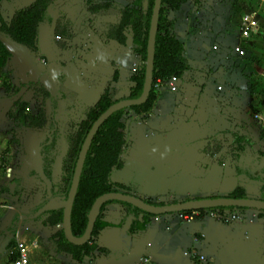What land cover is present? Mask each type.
Wrapping results in <instances>:
<instances>
[{
    "label": "crops",
    "instance_id": "1",
    "mask_svg": "<svg viewBox=\"0 0 264 264\" xmlns=\"http://www.w3.org/2000/svg\"><path fill=\"white\" fill-rule=\"evenodd\" d=\"M33 1L1 0L0 17L9 23L15 12ZM54 3V20L63 13L74 24L71 37L56 45L54 60L66 67H54V62L50 64L52 61L47 59L45 62L39 53L34 58L27 49L0 34V42L10 53L5 66L0 68V143L8 138L7 133L16 123L7 113L14 112L12 104L20 95L9 97L1 85L3 78L19 88L18 82L24 85L41 74L39 82L48 90L47 84L56 87L58 77L70 74L93 84L90 88L78 81V92L74 94L82 102L90 99L96 102L105 88L115 87L117 91L122 83L127 85L126 98L133 86L130 64L132 60L138 61L129 36L123 46L108 40L102 31L93 30L100 23L94 17L101 6H92L90 0ZM231 8L230 14L219 12L215 22L204 23L199 33L202 36L198 37L193 29L189 31L183 45L188 69L179 78L176 93L159 92L146 114L137 115L130 110L124 114L120 165L109 175L115 192L162 206L230 197L236 188L244 191V198L260 199L261 183L251 176L264 177V132L253 118L254 113L264 112V0H243V3L239 0ZM169 14L173 31L177 33V17L181 13ZM250 15L257 26L244 38L243 17ZM107 16L112 20L102 23L117 22V15ZM235 48L242 50L243 55H238ZM68 77L63 86L67 85ZM81 91H86L88 98L80 96ZM111 91L110 98L116 100ZM236 137L243 141L235 142ZM7 172L10 175V170ZM38 198L36 202L40 203L41 195ZM127 211L128 207L119 203L105 205L101 220L107 226L93 238L94 245L103 252L94 251L80 264H136L140 257L146 256L150 260L148 264H196L193 254H203L213 264H264V211L242 209V223L201 218L183 222L177 213L144 216L137 212L133 220L139 223L145 219L146 223L144 228L130 233V248L125 251L120 230ZM7 219L3 225L6 228L11 225L10 218ZM23 224L35 231L19 234L35 246L31 264H77L70 255L52 249L49 239L59 227L47 228L42 234L46 227L36 228L33 223L20 221L16 229ZM14 232L0 233V260L4 253L9 260L12 241L7 236Z\"/></svg>",
    "mask_w": 264,
    "mask_h": 264
},
{
    "label": "trees",
    "instance_id": "2",
    "mask_svg": "<svg viewBox=\"0 0 264 264\" xmlns=\"http://www.w3.org/2000/svg\"><path fill=\"white\" fill-rule=\"evenodd\" d=\"M1 1V0H0ZM198 3L199 0H161V7L157 22V32L154 43V61L152 71V86L146 102L140 106H134L128 109L120 110L108 117L98 128L94 134L88 151L86 153L76 195L73 201L70 225L71 233L74 237H81L86 229L89 212L94 202L101 196L115 192L112 185L109 183V175L113 168L118 167L119 156L124 145V123L122 116L126 110H130L137 115L148 113L156 99L157 94L153 90V84L157 80L168 79L172 76L181 78L184 72L188 69L186 59L183 56V44L177 39L173 33V26L164 15V12H175L180 7L189 2ZM154 0H148V6L143 11L141 0H136V4L125 7L121 10L118 20L115 24H107L105 37L119 45H126L128 40L125 31L129 30L133 52L140 57V62L135 69L134 74L130 77L133 86L129 88V96L125 99H136L141 95L144 77H145V61L146 48L148 43V33L150 27V19ZM163 5L166 8H163ZM93 10H96L93 8ZM54 0H34L29 6L14 13L9 23H6L0 17V34H3L11 42L27 49L31 56L36 57L37 48V33L41 25H51L54 20ZM64 21V22H63ZM55 29L54 35L64 39L71 37L70 21L65 19L64 15L54 20ZM10 53L0 42V68L4 67ZM46 60L45 57L41 56ZM54 71V68H53ZM61 73V72H60ZM60 76V75H58ZM59 93L62 98H66L63 87L65 76H60ZM39 85L41 97L46 102H49L51 109L56 105L52 101V96L43 85L38 82L32 83ZM1 85L6 93L11 95L18 93L19 89L13 86L8 78H3ZM118 101L112 100L109 95V89L105 88L97 97L96 102L88 106L84 114V119L77 124L74 133L67 136L65 141L67 144L66 151L62 157L60 165V174L58 183L54 180V166L56 158L60 155L59 150V128L50 114L46 113L44 108H38L35 113L29 110V104L20 99L13 102L12 107L14 112L9 111L7 117L18 123L22 127L32 130H41L47 127L48 135L45 137L42 145H40L41 169L45 178L50 182L51 197L57 198L59 201H65L71 186L74 169L81 146L92 126V124L103 114L111 105ZM46 105V104H45ZM235 142L240 143L243 138L236 137ZM5 150L4 152H6ZM3 152V153H4ZM29 179L38 181L44 186L43 195L40 201V207L49 202V197L46 192V185L39 176L30 169L27 173ZM251 179L261 183L260 199L264 200V177L251 176ZM245 197L242 189L236 188L229 198L241 199ZM146 203L152 204L149 201ZM109 203H119L128 207L125 218L132 215L136 218L137 212L140 210L120 202H107L100 208L99 215L95 221L91 238L89 242L82 246H75L66 241L63 231L58 229L49 239L53 251L57 253H65L71 256L72 260L77 264L91 256L94 251L103 252L93 243V238L97 236L100 230L107 226V223L101 220V213L105 205ZM159 205H162L159 204ZM34 209L29 216L24 219V222H40L42 226L56 228L62 224L63 210L49 211L45 214L35 216L39 208ZM143 213V212H141ZM144 216H150L143 213ZM146 220L137 223L133 220L130 228V233L144 228ZM11 245V244H10ZM14 246V242L12 245ZM14 255L9 257L8 261L13 260Z\"/></svg>",
    "mask_w": 264,
    "mask_h": 264
},
{
    "label": "rangeland",
    "instance_id": "3",
    "mask_svg": "<svg viewBox=\"0 0 264 264\" xmlns=\"http://www.w3.org/2000/svg\"><path fill=\"white\" fill-rule=\"evenodd\" d=\"M54 1L57 2L59 0H54ZM96 1L100 3H97ZM240 1L243 3V0ZM90 2L94 7L101 6L100 10L97 12L98 16L94 17V20L100 21V23L94 25L96 26V28H94L93 30L97 29L98 31H102L103 35H105L107 24H104L102 22L112 20L110 18L108 19L107 15L115 14L118 17L122 9L128 6L132 7L133 5L136 4V0H90ZM238 2L239 0H199L198 3H195L194 1H189L185 3V5L183 4L184 6H181L180 9L178 10L179 13H181V17H177L179 28L177 29V33H175L174 31L173 33L175 34L177 39L184 45L186 37L189 35V31L191 29H193V32H196V34L198 33L197 34L198 37L202 36L199 33L202 30L201 28H204V23L206 22L210 23L212 20L215 22L214 17L216 14L219 15V12L223 15H227L226 14L227 12L228 14H230V12L232 11L231 7L232 6L234 7V5L238 4ZM141 6L143 11H145L148 6V0H141ZM163 8H166V6L163 5ZM54 11H55V3H54ZM169 13H171V11L166 10L164 12V15L168 18V20H170L173 26V19H169L168 17L170 16ZM59 14L61 16L64 15L63 13H59ZM64 17L65 19H67L65 15ZM69 26L71 31L70 33L72 35L74 30L73 29L74 24L71 22ZM125 33L127 34V37L129 36L130 38L129 35L130 33L128 29L125 31ZM60 43L61 42L57 43L56 45L59 46ZM51 61L52 62H50V64L54 62L53 63L54 67L60 65L59 62L55 61L54 59ZM137 61L140 62L139 56H137ZM132 62L133 64L131 63L132 65L130 64V66L131 68H133V73H134V69H136L138 62H136V60L135 61L132 60ZM60 66L62 67V65ZM63 67H66V65L63 64ZM68 76H67L68 77L67 85L66 84L64 85V92L66 98L61 100L62 102L60 105V109L54 111L55 113L54 118L58 122L60 128L59 131L60 155L56 158V163L54 166V174H53L56 183H58L59 180L62 157L67 148L65 139L67 136L75 132L77 128V124L84 119V114L86 112L87 107L93 105L95 102V100H93V102H90L92 101L91 99L88 102H82L77 98V95L74 94L75 92H78L77 89L79 88L78 81H83L84 86H88L91 88L93 84L89 82V80L87 81L79 80V77L72 78L70 74ZM40 77L41 74H38L35 77L34 81L27 82L24 85L18 82L19 85L18 95L20 94L18 99L27 102L29 106L31 105V109H30L31 112H35L38 108L42 107L46 110V113H48L51 105L48 102L47 105H45L46 101L43 100V98L41 97V93L39 92V85L34 84L32 86H29L32 83L38 82ZM85 78L86 77H84L83 79ZM20 79L21 78H19L18 76L17 80ZM125 86H127L126 83H122L120 87H117V89L120 92L118 90L116 91L115 87L108 88L110 91L112 90L111 91L112 98L114 99L116 98V100L118 101L125 99L124 97L125 96L124 92L126 91ZM43 88L45 87L43 86ZM85 92L81 91L80 96H86V98H88V93ZM155 93L158 94L157 92ZM16 94L11 95L10 93H8V96L13 97ZM128 111L129 110H126L124 114ZM124 114L122 118H124ZM46 128L47 127H44L41 130H32L26 127H22L19 124L15 123L14 127H12L10 131L7 133L8 138H6L3 142L0 143V228H1L0 233L1 235H4L5 231L13 232L14 230L15 231L14 233H16L18 231L16 229L17 227L16 224L20 223V221L21 223H26L24 222V219L27 216H29L34 209L40 207V203L36 201L39 199L38 196L43 194L44 186L38 181L29 179L27 177V173L32 168L34 163V158H33L34 145L40 144L42 142L43 136L46 132ZM5 150L7 151L4 152ZM7 170H10L9 172L10 175L8 176H7L8 174ZM4 193L7 194L2 195ZM7 218H10L11 225L10 227L6 228L3 227V225L8 222ZM30 223H33V226L36 228L44 227V226L40 227L41 225L40 222H35V223L30 222ZM58 227L60 228V226ZM30 228L27 229V227H25V225L23 224L20 227L18 233L21 236L22 234L25 233L35 232L32 227ZM47 228L51 229L49 227H46L42 229L43 231L40 230L42 234L44 230ZM10 244L12 245V243ZM10 244L9 246L11 248ZM45 246L47 245L45 244ZM7 263H8L7 253H4V257L3 259L0 260V264H7Z\"/></svg>",
    "mask_w": 264,
    "mask_h": 264
},
{
    "label": "water",
    "instance_id": "4",
    "mask_svg": "<svg viewBox=\"0 0 264 264\" xmlns=\"http://www.w3.org/2000/svg\"><path fill=\"white\" fill-rule=\"evenodd\" d=\"M160 7H161V0H154L151 19H150L149 33H148V43L146 48L145 77H144V83H143L141 95L136 99H123L114 103L103 114H101L99 118L92 124L78 154L71 186L68 192L67 199L65 201H61V200L57 201L55 198L51 197L50 182L43 175L40 166L41 164L40 145L37 144L35 147V153L33 157L34 163L32 169L46 185V192L49 197V202H47L45 205L39 208L35 216L45 214L49 211L62 209L63 217H62V224L60 225V230L63 231L66 241L72 245L82 246L87 242H89L95 221L100 212V208L102 205L106 204L107 202L114 201V202L125 203L151 216H161L167 214L199 211V210L212 209V208H231V207L264 211V200H260V199H250V198L234 199L229 197L203 198V199H195L184 202H176L162 206V205H152L146 203L143 200L132 195L113 192L101 196L94 202L88 215V222L84 234L78 238L72 235L71 225H70L72 205L76 195L84 159L94 134L96 133L100 125L113 113L134 106H140L144 104L148 98L152 86L154 43H155V35L157 32V22H158ZM53 30H54V20L50 26L41 25L37 33L38 53L39 55L45 57L48 61L53 60L54 57L56 56V47L52 41ZM132 222H133V216L128 215L123 227L120 230V239L122 242L123 249L125 251H128L130 248V242H131L130 228L132 226Z\"/></svg>",
    "mask_w": 264,
    "mask_h": 264
},
{
    "label": "built area",
    "instance_id": "5",
    "mask_svg": "<svg viewBox=\"0 0 264 264\" xmlns=\"http://www.w3.org/2000/svg\"><path fill=\"white\" fill-rule=\"evenodd\" d=\"M242 33L241 35L246 38L249 33L253 32L256 28L257 23L253 19V16H244L242 21ZM60 40L59 36L52 35V41L56 43ZM238 55H243V51L239 48H235ZM179 78L172 76L168 79L157 80L153 84L154 92L167 91L169 93H176L178 91ZM253 118L256 121L258 128L264 132V112H257L253 114ZM178 219L183 222H191L197 218L219 222V223H242L243 215L241 208H212L199 211L191 212H180L177 213ZM19 230L15 234L8 235L9 240L14 242V246L9 252V255H14L13 260L9 261L7 264H31V251L35 246L31 243L19 237ZM193 260L196 264H213L212 260L207 258L203 254L192 255ZM150 262L149 258L140 257L136 264H148Z\"/></svg>",
    "mask_w": 264,
    "mask_h": 264
},
{
    "label": "flooded vegetation",
    "instance_id": "6",
    "mask_svg": "<svg viewBox=\"0 0 264 264\" xmlns=\"http://www.w3.org/2000/svg\"><path fill=\"white\" fill-rule=\"evenodd\" d=\"M54 16V15H53ZM50 26V25H49ZM54 29H55V23H54ZM54 31V30H53ZM65 41V39L64 38H61L60 37V40L59 41H57L56 43H54V45H55V47H56V44L57 43H59V42H64ZM55 58V57H54ZM45 62H46V60H45ZM66 78L67 77H65V79H64V82H65V80H66ZM59 80H60V78H58L57 79V86L55 87V85H53L52 83H49V84H47L48 85V90L47 91H49V93L51 94V96H52V101L53 102H55V107L53 108V109H51V106H50V109H51V111L49 110V112H48V114H50V112H51V117H52V119L56 122V124H57V126H58V128H59V124H58V122L55 120V118H54V116H55V113H54V111H56L57 109H59V105H58V103L60 104V101L61 100H63V99H65V98H62V94H60L59 93V89H58V84H59ZM64 82H63V84H64ZM63 89H64V86L62 87ZM49 103V102H48ZM50 104V103H49ZM46 105H47V102H46ZM59 131H60V128H59ZM48 135V133H47V128H46V132H45V134H44V136H43V139H42V142L39 144V145H42V143H43V141H44V139H45V137ZM59 135H60V133H59ZM37 145V144H36ZM36 145H34V153H35V147H36ZM34 153H33V155H34ZM55 199L57 200V201H59L56 197H55ZM41 201V200H40ZM43 206V205H42ZM41 206V207H42ZM40 207V208H41ZM23 222V221H22Z\"/></svg>",
    "mask_w": 264,
    "mask_h": 264
}]
</instances>
